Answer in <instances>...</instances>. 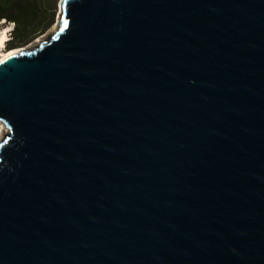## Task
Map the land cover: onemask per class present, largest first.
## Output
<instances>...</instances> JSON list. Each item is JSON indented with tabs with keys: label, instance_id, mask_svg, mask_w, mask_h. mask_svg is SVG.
Here are the masks:
<instances>
[{
	"label": "water",
	"instance_id": "obj_1",
	"mask_svg": "<svg viewBox=\"0 0 264 264\" xmlns=\"http://www.w3.org/2000/svg\"><path fill=\"white\" fill-rule=\"evenodd\" d=\"M59 9L0 62V264H264V0Z\"/></svg>",
	"mask_w": 264,
	"mask_h": 264
},
{
	"label": "trees",
	"instance_id": "obj_2",
	"mask_svg": "<svg viewBox=\"0 0 264 264\" xmlns=\"http://www.w3.org/2000/svg\"><path fill=\"white\" fill-rule=\"evenodd\" d=\"M44 20L39 0H0V22L13 25L8 32L10 39L5 42L6 49L25 45L42 34L50 24Z\"/></svg>",
	"mask_w": 264,
	"mask_h": 264
},
{
	"label": "rangeland",
	"instance_id": "obj_3",
	"mask_svg": "<svg viewBox=\"0 0 264 264\" xmlns=\"http://www.w3.org/2000/svg\"><path fill=\"white\" fill-rule=\"evenodd\" d=\"M59 1L60 0H39V6H40V8L42 9V11L44 12V15H45L44 22L47 23V22L50 21V24H49L48 28L42 34L36 36L30 42H27L25 45H21V46H18V47L30 46L37 39H39L41 37H45L44 40H43V41H45L46 39H48L51 36L52 33L50 31L55 27V25L57 26V22H58V19H59V17H58L59 16ZM0 24H1L0 29H2L3 27L7 28V36H8V40H9L10 37H9V33L8 32L12 29L13 25L11 23L3 24V22H0ZM36 46H34V47H36ZM10 49H12V48H10ZM0 50H5L6 51L7 50L6 46L4 45L3 48H0ZM6 134H7V132L5 133V136H6Z\"/></svg>",
	"mask_w": 264,
	"mask_h": 264
},
{
	"label": "bare ground",
	"instance_id": "obj_4",
	"mask_svg": "<svg viewBox=\"0 0 264 264\" xmlns=\"http://www.w3.org/2000/svg\"><path fill=\"white\" fill-rule=\"evenodd\" d=\"M59 15H60V9H59ZM57 27H58V22H57V26L55 25V27L50 32L53 33L57 29ZM44 38L45 37H41V38L37 39L32 45L27 46V47H19V48H15V49L6 50V51L0 50V62L3 61L5 58H7L10 55L17 54L21 51L30 50L34 46L42 43ZM7 40H8L7 28L3 27L2 29H0V48H3V46L5 45V42ZM6 132H7L6 128L0 123V142L3 140Z\"/></svg>",
	"mask_w": 264,
	"mask_h": 264
},
{
	"label": "snow or ice",
	"instance_id": "obj_5",
	"mask_svg": "<svg viewBox=\"0 0 264 264\" xmlns=\"http://www.w3.org/2000/svg\"><path fill=\"white\" fill-rule=\"evenodd\" d=\"M65 26H67L66 23H65Z\"/></svg>",
	"mask_w": 264,
	"mask_h": 264
}]
</instances>
